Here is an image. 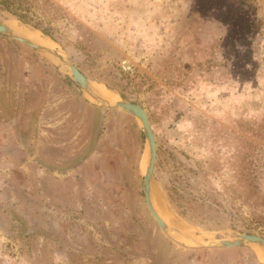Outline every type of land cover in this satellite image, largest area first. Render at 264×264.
Returning a JSON list of instances; mask_svg holds the SVG:
<instances>
[{
    "label": "rangeland",
    "instance_id": "374dc122",
    "mask_svg": "<svg viewBox=\"0 0 264 264\" xmlns=\"http://www.w3.org/2000/svg\"><path fill=\"white\" fill-rule=\"evenodd\" d=\"M22 1L93 87L146 110L168 223L202 243L264 237V0ZM69 79L0 34V264H264L254 246L166 236L139 123Z\"/></svg>",
    "mask_w": 264,
    "mask_h": 264
},
{
    "label": "water",
    "instance_id": "95a60500",
    "mask_svg": "<svg viewBox=\"0 0 264 264\" xmlns=\"http://www.w3.org/2000/svg\"><path fill=\"white\" fill-rule=\"evenodd\" d=\"M9 23H13L17 27L27 28L19 26L14 22L0 19V34L31 47L32 49L38 51L39 53L52 60V62L60 70H62L67 75V77L74 81V83L83 92V94L86 95V98L89 101L102 107L119 109L125 113L132 115L137 120L141 127L146 142V160L142 172V192L144 196V202L151 216L155 219L156 223L166 236H168L172 241H174L178 245L185 248L214 249L233 248L248 245L254 246L255 248L261 250L264 253V237L255 233L237 232L227 238H219L214 241L202 243L168 223L160 214L158 209L155 207L154 202L152 200V186L154 180V167L157 157V143L146 110L140 104L123 99L119 97L116 93L114 94L116 95L117 100L114 102H109L93 89L92 83L97 82L90 80L86 75H84V73L78 69V67L70 60L68 56H66L65 53L61 52L60 50H57L56 48L47 47L36 41H33L27 36L21 35L16 30H14V28H12ZM30 30L38 31L41 35L51 39L55 43V40H53L48 35L44 34L41 30L37 28ZM176 236H180L192 242V245H188L178 240Z\"/></svg>",
    "mask_w": 264,
    "mask_h": 264
},
{
    "label": "trees",
    "instance_id": "16d2710c",
    "mask_svg": "<svg viewBox=\"0 0 264 264\" xmlns=\"http://www.w3.org/2000/svg\"><path fill=\"white\" fill-rule=\"evenodd\" d=\"M25 6L22 0H0V10L11 14L23 23L32 25L56 41V37L54 36L56 28L52 26V23L49 21L43 23L41 19L37 21L31 20L28 13H26L27 9Z\"/></svg>",
    "mask_w": 264,
    "mask_h": 264
},
{
    "label": "bare ground",
    "instance_id": "6f19581e",
    "mask_svg": "<svg viewBox=\"0 0 264 264\" xmlns=\"http://www.w3.org/2000/svg\"><path fill=\"white\" fill-rule=\"evenodd\" d=\"M12 28H14V30H16L18 33H20L21 35L27 36L30 39H32L33 41H36L42 45H45L47 47L53 46L55 44L51 43V41L49 40V38H43L42 36H40L38 34V32L36 31H32V30H28V29H23V28H18L15 26H12ZM93 87V86H92ZM93 89L99 93L102 97H104L106 100H108L109 102H114L117 100V98L115 97V95L111 94L110 92H108L107 90L103 89L102 87L98 86V85H94Z\"/></svg>",
    "mask_w": 264,
    "mask_h": 264
},
{
    "label": "flooded vegetation",
    "instance_id": "af4514ba",
    "mask_svg": "<svg viewBox=\"0 0 264 264\" xmlns=\"http://www.w3.org/2000/svg\"><path fill=\"white\" fill-rule=\"evenodd\" d=\"M79 69V68H78ZM80 70V69H79ZM81 71V70H80Z\"/></svg>",
    "mask_w": 264,
    "mask_h": 264
}]
</instances>
